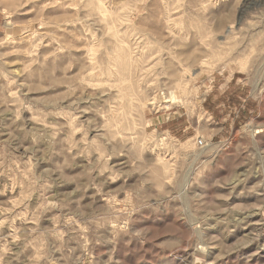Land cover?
I'll list each match as a JSON object with an SVG mask.
<instances>
[{
    "label": "rangeland",
    "instance_id": "obj_1",
    "mask_svg": "<svg viewBox=\"0 0 264 264\" xmlns=\"http://www.w3.org/2000/svg\"><path fill=\"white\" fill-rule=\"evenodd\" d=\"M197 260L264 264V0H0V264Z\"/></svg>",
    "mask_w": 264,
    "mask_h": 264
},
{
    "label": "crops",
    "instance_id": "obj_2",
    "mask_svg": "<svg viewBox=\"0 0 264 264\" xmlns=\"http://www.w3.org/2000/svg\"><path fill=\"white\" fill-rule=\"evenodd\" d=\"M233 84H236V83L234 82ZM225 88H227L226 95H228L229 94L228 85H226ZM223 91H224V89H222L221 91L217 92V95L214 94V95H209L208 96V98L204 101V105H203L204 111L206 109V111H210L212 114L214 113L215 115H217L219 112H221V110L219 109L220 103L223 104L224 101L226 99H228L227 96H224ZM239 95H240V93L237 94V97H239ZM241 95H244V94L241 93ZM229 96H231V95H229ZM251 108H252L251 101H246L245 102V110L244 111L242 110L240 115H243V114H246V113L247 114L250 113L251 112ZM223 120H225V118H223ZM222 128L223 127L221 126V129Z\"/></svg>",
    "mask_w": 264,
    "mask_h": 264
},
{
    "label": "bare ground",
    "instance_id": "obj_3",
    "mask_svg": "<svg viewBox=\"0 0 264 264\" xmlns=\"http://www.w3.org/2000/svg\"><path fill=\"white\" fill-rule=\"evenodd\" d=\"M165 19H163L164 20V23H166V24H164L166 27H168V19H167V15H166V17H164ZM186 34V33H185ZM199 38H200V36H199ZM149 53L147 54V56L148 57H146V58H144V59H142V61L141 62H143V60H148V58L150 57V51H148ZM157 52V51H156ZM156 52H153V53H151V55H153L154 53L156 54ZM156 57H158V56H156ZM155 57V58H156ZM158 59V58H157ZM156 59V60H157ZM154 60V59H153ZM158 60H160V59H158ZM157 60V61H158ZM199 61V60H198ZM139 62H140V60H139ZM152 62V61H151ZM154 62V64L155 63H157V62H155V60L153 61ZM137 63V62H136ZM145 62H143V64H144ZM124 65V64H123ZM128 64H126V68L128 67L127 66ZM129 65H130V63H129ZM137 65H140L141 66V64H138L137 63ZM152 65V64H151ZM144 66V65H143ZM148 67H149V64L147 65ZM123 67V66H122ZM125 67V66H124ZM131 67H132V65H131ZM138 67V66H137ZM126 68H125V70H126ZM129 68H130V66H129ZM134 68H136V66L134 67ZM140 67H138L137 69H139ZM145 68V67H144ZM150 69V68H149ZM127 72H128V70H126ZM134 71V70H133ZM143 71H144V74H145V70H143V68H142V74H143ZM138 72V71H137ZM152 71L150 70V73H151ZM135 73V72H134ZM140 73H141V71H140ZM148 73V72H147ZM146 73V74H147ZM136 76V75H135ZM145 77V76H144ZM143 76H142V78H144ZM146 77H147V75H146ZM137 79V78H136ZM140 80V79H139ZM137 81V80H136ZM143 81V80H142ZM141 81V83L142 84H144V82H142ZM144 81H145V79H144ZM146 84H147V80H146ZM142 88H141V90H143V85L141 86ZM137 88H138V86H137ZM145 89V88H144ZM196 264H202V262L200 261V260H197L196 262H195Z\"/></svg>",
    "mask_w": 264,
    "mask_h": 264
},
{
    "label": "built area",
    "instance_id": "obj_4",
    "mask_svg": "<svg viewBox=\"0 0 264 264\" xmlns=\"http://www.w3.org/2000/svg\"><path fill=\"white\" fill-rule=\"evenodd\" d=\"M197 144H198V145H203V144H204V142H203V140H202V139H200V138H199V139H197Z\"/></svg>",
    "mask_w": 264,
    "mask_h": 264
}]
</instances>
